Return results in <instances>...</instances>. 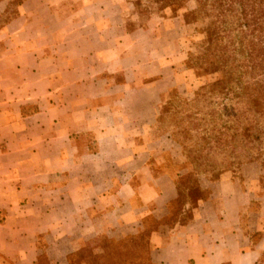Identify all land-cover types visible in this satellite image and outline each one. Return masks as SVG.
<instances>
[{
	"label": "crops",
	"instance_id": "crops-1",
	"mask_svg": "<svg viewBox=\"0 0 264 264\" xmlns=\"http://www.w3.org/2000/svg\"><path fill=\"white\" fill-rule=\"evenodd\" d=\"M133 9L23 0L0 26V264H68L82 242L142 230L149 264H264V196L243 226L252 196L235 180L164 222L178 197L164 154L181 153L154 131L172 62Z\"/></svg>",
	"mask_w": 264,
	"mask_h": 264
},
{
	"label": "trees",
	"instance_id": "trees-1",
	"mask_svg": "<svg viewBox=\"0 0 264 264\" xmlns=\"http://www.w3.org/2000/svg\"><path fill=\"white\" fill-rule=\"evenodd\" d=\"M22 1H17L16 12L7 16L0 23V26L17 14V6ZM184 1L151 0L157 6H161L158 8L160 11L171 8L177 12L183 8L184 13L192 14V20L198 18L196 16L201 12L203 5L210 6V8L215 3L220 6L225 5V0H196L197 7L194 10H188L182 4ZM236 1L238 6H240V8L235 9V13L237 12L235 14V22H238L239 27L237 32L239 42L242 43V40L248 35L245 32L246 30L253 32L254 40H246L250 48L246 54H242V58L233 57L231 60L228 57L224 58L222 55L216 54L213 50V42H211L210 47L205 49L204 59L205 63L211 66L210 68L219 69L218 67H221L224 69L222 79L219 81L222 86H219L217 92L213 90L210 93L213 88H208V86L204 85L196 93V96H207L210 93V96L220 98V102L216 103V107L222 104L224 105L222 109H230L227 119L220 118V122H216L214 119L215 115L208 111L198 118L196 117L198 112L193 113V108L185 109L190 121H188L186 127L182 126L177 131H171L172 139L183 149L178 161L180 163L182 159V163H185L188 171L185 175L186 180L183 182L180 179L182 178V173L178 171L175 174L178 196L180 194L179 188L185 183L186 190H188L186 194L189 199L188 203L192 209L198 205L200 200L207 196H194L189 191L194 187H200L199 175L212 174L218 169L226 170L229 166L240 165L243 162H257L264 168V0H248L253 5L249 11L244 7L246 0ZM137 4L139 5L140 2L137 1ZM2 14H9V5ZM218 15L223 16L224 14L220 11ZM225 99L228 101L223 102ZM183 104L185 105L187 102L183 101ZM169 108H172L174 112L172 117L174 120L171 124L176 125V121H180L176 116L179 109L175 105L168 104L166 114L169 112ZM205 114L214 118L209 119V116L207 118ZM157 121H161L159 116ZM195 127L200 128L201 135L199 140L201 143L199 148L192 151L187 148L188 144L186 142L192 140L193 135L189 133V129ZM218 154H221L219 160L217 158ZM233 157L237 158V162L233 160ZM185 203L183 202L182 205ZM191 214L192 211L187 212V217L185 219L180 217L179 221L186 222L191 217ZM177 219L178 216L174 220L166 219L164 222L169 223V220L174 222ZM149 234L150 230H142L137 234L127 235L120 239L99 236L82 242L79 249L68 254V264H126L130 248H134V252L138 253V255L136 254V259H142L139 252L146 250ZM38 261V264H48L44 256H40ZM142 261L148 263L150 261L149 254L143 256ZM133 264L142 263H138L136 260Z\"/></svg>",
	"mask_w": 264,
	"mask_h": 264
},
{
	"label": "rangeland",
	"instance_id": "rangeland-1",
	"mask_svg": "<svg viewBox=\"0 0 264 264\" xmlns=\"http://www.w3.org/2000/svg\"><path fill=\"white\" fill-rule=\"evenodd\" d=\"M19 0H10L9 4V14H2L0 16V23H2L7 16L16 12V3ZM133 5V11L137 14V19L141 25L144 27L150 26L151 36L156 39V44L158 47L165 48V51H160V57L163 55H168L171 58V68H168V82H164L163 85L168 87L160 93V102L158 107V116L161 121H157L155 127V133L163 134L170 133L171 131H177L180 127L188 124L190 121L185 109L193 108V113L198 112L196 117L200 118L202 114L206 111L212 112L215 115L209 116L214 118L216 122H220V118L227 119V114L230 111L222 109L224 105L219 104L216 107V103L220 102V98L210 96V93L217 92L219 86H222L219 81L222 79L224 69L221 67L210 68L208 64L205 63V49L210 47L211 42L214 45V51L216 54L222 55L224 58H242V54H246L249 51V45L246 40H254L253 32L249 30L245 32L248 35L239 42L238 32V22H235V9L240 8L236 0H225V5L220 6L217 3L210 6L203 5L201 12L192 20V14L184 13L183 8L177 12L171 8H166L164 10L158 9L161 6H157L151 0H129ZM137 1L140 4H137ZM184 1V0H183ZM218 2V1H217ZM138 6H137V5ZM183 6L188 10H194L197 7L196 0H185L182 2ZM208 5V4H206ZM252 4L250 1L246 0L244 2V7L247 10L252 9ZM222 12L224 15H218V12ZM211 31V35H210ZM149 44V43H148ZM147 44L144 43V49ZM163 54V55H161ZM229 60V64H230ZM217 66V65H216ZM173 73V77L172 74ZM208 86L213 88L210 93L205 96H196L197 91L201 86ZM232 89V87H231ZM183 101L187 104H183ZM224 100L223 102H227ZM168 104L175 105L179 112H177V118L180 121H176V125H172L171 122L174 120V112L172 108L168 110ZM183 111V112H182ZM205 114V117L208 118ZM189 128V127H188ZM187 128V129H188ZM231 131V130H230ZM189 133L193 135L191 141L186 142L187 148L194 151L199 148L201 141L199 136L201 135L200 128H190ZM178 144V143H177ZM179 145V144H178ZM180 146V145H179ZM180 153L182 155L183 149L180 146ZM223 153V152H222ZM221 153V154H222ZM221 154H218V160ZM171 155L168 153L164 154L163 166L170 174L182 173V182L186 180V173L188 172L185 163L177 160H172ZM233 160L237 162V158L233 157ZM229 166L226 170L218 169L212 174H201L199 175V186L194 187L189 190L194 196H206L209 193V189L201 187L207 186L209 182H213L219 178L235 180L237 184L238 195H246L249 192L252 196L249 201L248 207L241 211V224L245 226V222L250 221L252 217L256 216V212L260 209L261 200L260 197L264 196V168L257 162H243L240 165ZM160 168V167H159ZM200 189V190H198ZM243 189L244 191H241ZM180 194L176 200L170 206V215L168 219L174 220L176 216L181 211L183 202H188V190H186V184L179 188ZM200 191V192H199ZM234 190L231 187L228 188L225 193L232 194ZM252 212L251 214H248ZM175 214V215H174ZM177 214V215H176ZM173 216V218H172ZM175 216V217H174ZM186 214L181 216V219H185ZM168 221L171 223L172 221ZM149 248L141 251L140 257L142 259H136V254L134 248L128 250V260L126 264H133L137 260L138 263L149 264L142 261L143 256L148 254ZM147 252V253H146ZM139 257V258H140Z\"/></svg>",
	"mask_w": 264,
	"mask_h": 264
}]
</instances>
